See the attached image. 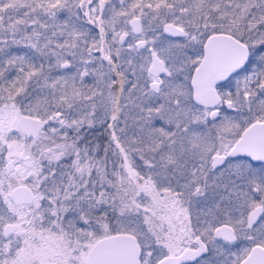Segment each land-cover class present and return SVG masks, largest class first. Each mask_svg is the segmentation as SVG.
Listing matches in <instances>:
<instances>
[{"label":"snow or ice","instance_id":"snow-or-ice-1","mask_svg":"<svg viewBox=\"0 0 264 264\" xmlns=\"http://www.w3.org/2000/svg\"><path fill=\"white\" fill-rule=\"evenodd\" d=\"M0 264H264V0H0Z\"/></svg>","mask_w":264,"mask_h":264}]
</instances>
